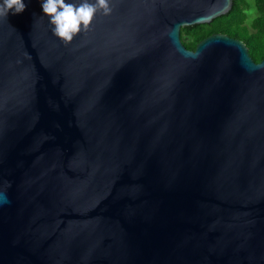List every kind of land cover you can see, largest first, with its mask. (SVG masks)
I'll return each mask as SVG.
<instances>
[{"label":"water","instance_id":"obj_1","mask_svg":"<svg viewBox=\"0 0 264 264\" xmlns=\"http://www.w3.org/2000/svg\"><path fill=\"white\" fill-rule=\"evenodd\" d=\"M25 3L0 18V264H264V58L181 38L234 0H110L67 44Z\"/></svg>","mask_w":264,"mask_h":264},{"label":"clouds","instance_id":"obj_2","mask_svg":"<svg viewBox=\"0 0 264 264\" xmlns=\"http://www.w3.org/2000/svg\"><path fill=\"white\" fill-rule=\"evenodd\" d=\"M27 6L25 0H2L0 18L7 20L10 12L23 13ZM41 7L53 25V34L65 44L81 31H88L98 13L109 15L113 10L110 0H42Z\"/></svg>","mask_w":264,"mask_h":264},{"label":"trees","instance_id":"obj_3","mask_svg":"<svg viewBox=\"0 0 264 264\" xmlns=\"http://www.w3.org/2000/svg\"><path fill=\"white\" fill-rule=\"evenodd\" d=\"M257 16L251 24L246 23V9L249 0H234L232 10L214 19L211 23L185 26L181 38L187 48L195 49L198 42L210 34L221 32L241 39L249 48V53L257 62L264 58V0H253Z\"/></svg>","mask_w":264,"mask_h":264},{"label":"rangeland","instance_id":"obj_4","mask_svg":"<svg viewBox=\"0 0 264 264\" xmlns=\"http://www.w3.org/2000/svg\"><path fill=\"white\" fill-rule=\"evenodd\" d=\"M249 1H250V5L246 9L245 12L247 15L246 23L250 25L252 20L257 16L258 12H257L256 6H255L253 0H249Z\"/></svg>","mask_w":264,"mask_h":264}]
</instances>
